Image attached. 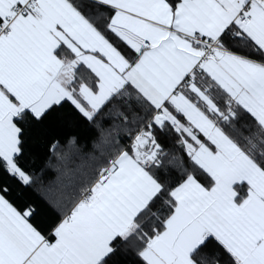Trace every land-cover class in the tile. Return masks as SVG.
<instances>
[{
    "label": "snow or ice",
    "instance_id": "obj_1",
    "mask_svg": "<svg viewBox=\"0 0 264 264\" xmlns=\"http://www.w3.org/2000/svg\"><path fill=\"white\" fill-rule=\"evenodd\" d=\"M0 264H264V0H0Z\"/></svg>",
    "mask_w": 264,
    "mask_h": 264
}]
</instances>
